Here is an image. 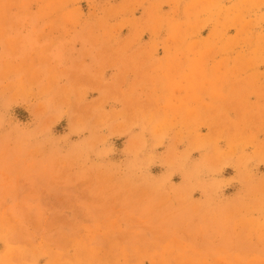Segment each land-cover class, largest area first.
<instances>
[{
    "label": "rangeland",
    "instance_id": "obj_1",
    "mask_svg": "<svg viewBox=\"0 0 264 264\" xmlns=\"http://www.w3.org/2000/svg\"><path fill=\"white\" fill-rule=\"evenodd\" d=\"M0 264H264V0H0Z\"/></svg>",
    "mask_w": 264,
    "mask_h": 264
}]
</instances>
